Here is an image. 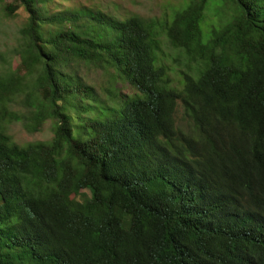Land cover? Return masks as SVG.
I'll list each match as a JSON object with an SVG mask.
<instances>
[{
	"label": "trees",
	"instance_id": "16d2710c",
	"mask_svg": "<svg viewBox=\"0 0 264 264\" xmlns=\"http://www.w3.org/2000/svg\"><path fill=\"white\" fill-rule=\"evenodd\" d=\"M220 1L211 24L210 0L162 20L3 4L27 17L0 68V264H264V0ZM162 36L193 64L177 85ZM81 66L133 92L103 101Z\"/></svg>",
	"mask_w": 264,
	"mask_h": 264
},
{
	"label": "rangeland",
	"instance_id": "374dc122",
	"mask_svg": "<svg viewBox=\"0 0 264 264\" xmlns=\"http://www.w3.org/2000/svg\"><path fill=\"white\" fill-rule=\"evenodd\" d=\"M12 0L0 1V68L3 60L10 61L11 67H17V58L13 55V50L18 44V30L26 20V13L23 8H19L14 17L6 18L2 10L3 4L11 3ZM52 11L61 12L65 9L77 8L80 6L97 8L113 16L123 17L128 15H138L143 18H157L159 20L169 18L175 9H179L186 0H53ZM2 3V4H1ZM220 0H210L206 10V23L211 24L215 16L223 11ZM201 24V31L205 40L208 26ZM158 58L163 61L167 68L168 75L173 84H179L180 73L187 71L193 64L188 61L186 56L179 50H175L168 44L167 39L160 38V50ZM79 73L85 82L91 85L101 100H107L106 90L121 94H131L133 90L126 84L117 80L112 71L105 72L93 68L92 66H81ZM177 119L183 127L188 129V120L182 110L177 111ZM8 133L12 136L15 143L23 145L34 141H47L51 138L50 125L47 122L40 132L27 134L20 123L9 125Z\"/></svg>",
	"mask_w": 264,
	"mask_h": 264
}]
</instances>
